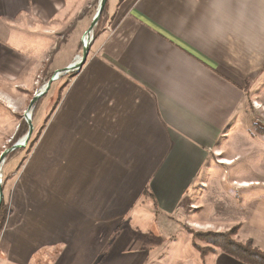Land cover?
Instances as JSON below:
<instances>
[{
  "label": "crops",
  "instance_id": "crops-1",
  "mask_svg": "<svg viewBox=\"0 0 264 264\" xmlns=\"http://www.w3.org/2000/svg\"><path fill=\"white\" fill-rule=\"evenodd\" d=\"M95 1L0 0V74L75 63L82 10ZM107 21L114 32L99 31L16 181L0 264H160L156 240L169 232L233 225L264 251V196L192 219L209 206L207 169L229 166L244 117L264 112V0H107Z\"/></svg>",
  "mask_w": 264,
  "mask_h": 264
},
{
  "label": "rangeland",
  "instance_id": "rangeland-1",
  "mask_svg": "<svg viewBox=\"0 0 264 264\" xmlns=\"http://www.w3.org/2000/svg\"><path fill=\"white\" fill-rule=\"evenodd\" d=\"M98 1L99 0H96L91 5L90 9L82 10L81 21H84L79 25L82 30L81 39H83V34L88 29L96 12ZM38 23L39 21L33 20L32 25L37 29H28L32 32H37V35L40 36L41 26L39 27L40 24ZM98 34H95L93 31L90 46L93 45ZM58 36H60V38H58ZM67 37L68 32L63 31L59 34H55L54 41L57 46L56 48H62L68 41ZM36 39L39 38L34 37L28 39V41L32 42L36 41ZM81 50L82 42L77 50L78 59L81 57ZM53 53L48 56L50 61L51 58H53L52 61H59L62 56L60 54H65L66 52L64 51V53L60 52L58 54L55 52L54 55ZM44 63L45 61L41 66L38 60L28 61V64L26 66L24 65L25 67L23 66L17 73L15 79L12 80L0 74V155L13 144L20 141L28 131V126L23 115L35 93L43 89L54 74L50 64L52 62H49L48 71L45 66L43 67ZM70 77L72 76L65 74L52 83L46 95L40 100L37 109L35 111L32 109L30 113L33 132L28 144L13 159H6L0 166L1 188L3 193L2 204L5 207V221L10 209L11 195L14 191L16 181L25 168L24 163L34 150L46 117H48L55 108L61 91H63L62 87L66 86ZM246 108L248 111H253L252 105L249 103H247ZM255 115L256 117L248 113L244 117L241 128L242 130L246 129L248 133L245 132L246 134L241 137L238 147H236L233 152L225 154V157H235L232 162L226 163L229 164V166L207 169L211 176V178H209L211 188H213V191L210 192L206 198L209 206L202 210H194L192 212L193 220L212 219L214 215L218 218H224L223 211H227L228 213L233 207L242 210L244 205L246 206L249 197L264 196V149L260 145V142L264 141V135L259 130L264 129V112L259 111L256 112ZM23 126L24 129L26 128V133ZM19 129H21L20 132H22V134L25 133L24 136L22 134L19 135V133L17 134ZM222 157L223 156L218 158L219 161L222 160ZM241 180H251L253 183L250 187H247V189L240 190L234 188L232 181ZM193 228L194 229H187V231L185 229L175 232L171 231L166 234L165 237L156 240L155 245H158V243L161 245L159 250L160 264H175L180 262H182V264H211L214 257L209 255L207 258L202 259L193 246L194 243L200 248H208L209 245L203 239L194 240L193 233H224L229 232L232 228H236L237 231L232 239L240 243L246 242L241 240V237H244V230L238 234L239 225L227 226L226 228L223 227L217 231H200L195 227ZM184 244H186V246ZM154 252H156V250L152 249L151 255ZM156 262L158 261L155 259L151 264H156Z\"/></svg>",
  "mask_w": 264,
  "mask_h": 264
},
{
  "label": "trees",
  "instance_id": "trees-1",
  "mask_svg": "<svg viewBox=\"0 0 264 264\" xmlns=\"http://www.w3.org/2000/svg\"><path fill=\"white\" fill-rule=\"evenodd\" d=\"M106 19V6L104 7V10L101 14V17L98 21L97 26L94 29V33L98 34L100 29L103 27ZM76 74V72L68 73V75H71L72 77ZM62 87V89H64ZM61 89V90H62ZM43 98V97H42ZM40 98L38 102L34 105V111L37 109V106L39 105ZM47 120V119H46ZM21 127V126H20ZM24 129V126H23ZM259 129V128H258ZM26 133V128L24 129ZM262 134L264 135V129H259ZM21 129L18 130L17 134L20 132ZM22 134L23 136L25 135ZM21 150H17L15 152H12L9 154L6 159L11 160L13 159L17 154L20 153ZM146 193L144 192V195ZM5 222V207L2 204L0 207V232L3 229V225ZM237 229L232 228L229 232L224 233H193V239L198 240H205V242L209 245L208 248H200L197 246L196 243L193 244L194 248L198 251L201 258H204L209 253H213L215 251H220L223 254L227 255L228 257L242 263V264H264V252L260 251L258 248L254 247L253 243L251 241H246L245 243H240L232 239V237L235 235Z\"/></svg>",
  "mask_w": 264,
  "mask_h": 264
},
{
  "label": "water",
  "instance_id": "water-1",
  "mask_svg": "<svg viewBox=\"0 0 264 264\" xmlns=\"http://www.w3.org/2000/svg\"><path fill=\"white\" fill-rule=\"evenodd\" d=\"M106 3H107V0H99L98 1L96 12H95V14L91 20V23H90L88 29L86 30V32L84 34L83 39H82L81 57H79L78 62L67 66L66 68H64L61 71L55 72L53 74V76L49 79V81L46 83L45 87L43 89L39 90L33 96L32 100L30 101V103L28 105L27 110L25 111V113L23 115V118H24V120L28 126V131H27L26 135L20 141L16 142L10 148H8L3 153H1V155H0V166L4 163V161L6 160V157L9 154H11L12 152H15L17 150H21V149L25 148L26 145L28 144V142L31 138L32 132H33V126L31 123L30 113H31L32 109L34 108V105L38 102V100L46 95V93L50 89L52 83L54 81H56L62 75L72 73V72H78L83 67V65L86 63V60H87V57L89 54L90 44L92 41V33L98 24V21L101 17L103 10H104V7L106 6ZM2 201H3V193H2L1 182H0V206L2 204Z\"/></svg>",
  "mask_w": 264,
  "mask_h": 264
},
{
  "label": "built area",
  "instance_id": "built-area-1",
  "mask_svg": "<svg viewBox=\"0 0 264 264\" xmlns=\"http://www.w3.org/2000/svg\"><path fill=\"white\" fill-rule=\"evenodd\" d=\"M114 32V26L111 25L109 22H105V25L103 27V34H105L106 36L111 35ZM71 80L69 79L68 83Z\"/></svg>",
  "mask_w": 264,
  "mask_h": 264
},
{
  "label": "bare ground",
  "instance_id": "bare-ground-1",
  "mask_svg": "<svg viewBox=\"0 0 264 264\" xmlns=\"http://www.w3.org/2000/svg\"><path fill=\"white\" fill-rule=\"evenodd\" d=\"M78 60H79V59H78ZM78 60H76V61H75V63H77V62H78ZM0 182H1V175H0Z\"/></svg>",
  "mask_w": 264,
  "mask_h": 264
}]
</instances>
